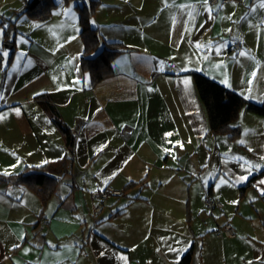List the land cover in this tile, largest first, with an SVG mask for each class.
<instances>
[{
	"label": "crops",
	"instance_id": "0c3cea01",
	"mask_svg": "<svg viewBox=\"0 0 264 264\" xmlns=\"http://www.w3.org/2000/svg\"><path fill=\"white\" fill-rule=\"evenodd\" d=\"M129 3L137 15L125 34L112 30L119 18L96 17L108 25L102 42L126 50L95 83L80 56L59 64L27 24L12 50L4 41L12 27L1 15L0 44L10 47L0 50V175L64 155L44 101L76 141L72 173L45 202L25 184L0 181V264H180L190 248L189 264H264V115L243 106L238 138L212 133L192 76L264 103V0ZM56 8L35 21H51ZM20 15L18 22L31 19ZM109 183L123 193L94 212L93 192ZM207 194L223 207H205ZM225 221L232 238L214 233Z\"/></svg>",
	"mask_w": 264,
	"mask_h": 264
},
{
	"label": "trees",
	"instance_id": "16d2710c",
	"mask_svg": "<svg viewBox=\"0 0 264 264\" xmlns=\"http://www.w3.org/2000/svg\"><path fill=\"white\" fill-rule=\"evenodd\" d=\"M67 1V0H64ZM96 2L88 6H80L79 38L83 49L80 55V67L88 73L91 83L110 75L113 72L111 62L120 53L126 50V46L120 41H104L99 37L98 28L89 24V16L94 12ZM57 6L54 0H24V8L19 14H25L31 19L40 21L46 20ZM4 33V41L12 46L14 39H8ZM193 81L207 116L209 131L214 134H224L231 139L241 135V126L238 123L241 108L246 106L252 112L264 115V103H256L245 99L240 94L227 89L219 82L208 76L193 72ZM43 107L48 111L51 120L59 129L63 136L66 151L61 159L55 162H48L40 166H26L22 171L11 175H0V181H14L25 184L37 196L45 202L55 191L57 183L63 175L71 171L75 160L74 130L61 118L56 106L48 101H44ZM62 173V175H59ZM254 177V176H253ZM249 179L247 184L251 182ZM129 181L125 189L141 183ZM123 191V190H122ZM116 210L111 215L121 212ZM187 219H190L188 214ZM192 249H188L180 259V264H189Z\"/></svg>",
	"mask_w": 264,
	"mask_h": 264
},
{
	"label": "rangeland",
	"instance_id": "374dc122",
	"mask_svg": "<svg viewBox=\"0 0 264 264\" xmlns=\"http://www.w3.org/2000/svg\"><path fill=\"white\" fill-rule=\"evenodd\" d=\"M100 1L104 2L105 5L101 9H98ZM100 1L62 0L60 5L58 7L56 6L57 8L55 7L56 12L53 15V19L42 25L37 23L35 19H28V23H26L27 21L25 19H22L21 22H18L17 19L21 16L19 12L24 8V0H0V19H2L1 15L4 16V18L6 19L3 20L6 25L9 24L12 27L9 35L11 39H14V47H16V43L19 47L22 38L20 32L18 31V27L21 25V27L24 28V25L27 24L24 30H28V32L32 31L31 37H33V40H36V42L44 49V52H48L52 55L54 54L55 56H57V58L61 60L59 64H65L64 59H70L72 64L73 60L80 56L82 48L78 34L80 30V6H88L89 8L92 3L96 2L94 12L91 16H89V24L92 26H97L101 41L104 40L105 31L107 30L108 25L107 27L103 26V29L100 25H97V16L110 15L112 18H119L120 22L116 23L117 25H114L112 30L116 31L117 33L125 34V25H128L129 23L131 24L133 18H135V15H137L135 14L136 12L132 9L131 4L129 3L131 2V0ZM120 9L122 11H126L127 14L121 15L120 13H118L117 10ZM16 49L14 50L16 51ZM0 50L3 54H7V52H9V48H5L4 46H2V44H0ZM28 189L31 190L29 187ZM125 200L126 199H124V201ZM190 219H187L189 223Z\"/></svg>",
	"mask_w": 264,
	"mask_h": 264
},
{
	"label": "built area",
	"instance_id": "2783aa9c",
	"mask_svg": "<svg viewBox=\"0 0 264 264\" xmlns=\"http://www.w3.org/2000/svg\"><path fill=\"white\" fill-rule=\"evenodd\" d=\"M231 0H209L210 3H218V2H229ZM234 50L238 49L239 43L233 42L231 46ZM0 59H2V55L0 53ZM154 75V73L152 74ZM125 131L130 132V128H125ZM123 193L121 188L115 187L112 184H107L103 188L98 189L93 192V198L96 200V204L93 207L94 212H99L101 210V203L109 199L113 196L121 195ZM262 199L264 200V195L262 196ZM204 204L207 208H213L218 207L222 208L223 203L215 196L211 194H207L204 198ZM214 233L218 237H226V238H232L235 236V230L230 221H225L224 223L218 225L214 229Z\"/></svg>",
	"mask_w": 264,
	"mask_h": 264
},
{
	"label": "snow or ice",
	"instance_id": "6c2138e0",
	"mask_svg": "<svg viewBox=\"0 0 264 264\" xmlns=\"http://www.w3.org/2000/svg\"><path fill=\"white\" fill-rule=\"evenodd\" d=\"M204 2L206 3L207 0H204ZM253 75H255V74L253 73ZM185 83H187V82H185ZM166 135H171V134L169 133V134H166ZM244 179H246V177H240V180H244ZM262 183H264V182H262Z\"/></svg>",
	"mask_w": 264,
	"mask_h": 264
},
{
	"label": "water",
	"instance_id": "95a60500",
	"mask_svg": "<svg viewBox=\"0 0 264 264\" xmlns=\"http://www.w3.org/2000/svg\"><path fill=\"white\" fill-rule=\"evenodd\" d=\"M7 48H9L10 46L9 45H6Z\"/></svg>",
	"mask_w": 264,
	"mask_h": 264
}]
</instances>
